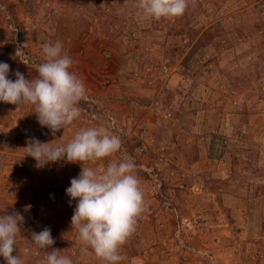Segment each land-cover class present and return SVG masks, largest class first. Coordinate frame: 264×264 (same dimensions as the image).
Listing matches in <instances>:
<instances>
[{"label": "rangeland", "instance_id": "rangeland-1", "mask_svg": "<svg viewBox=\"0 0 264 264\" xmlns=\"http://www.w3.org/2000/svg\"><path fill=\"white\" fill-rule=\"evenodd\" d=\"M135 5L0 0V62L10 66L8 79L15 81L17 71L38 78L43 45L60 42L88 97L80 117L55 135L39 124L33 105L0 102V216L18 214L21 229L32 228L26 223L44 220L33 199L40 192L53 199L60 185L65 193L70 187L64 178L78 177L82 167L131 159L147 210L121 247L119 264H219L225 257L264 264V0H189L182 16L159 21L138 17ZM162 66H181L190 89L182 91L177 74ZM98 127L121 140L111 157L38 168L25 155L32 138L66 146L78 131ZM252 128L253 136L244 135ZM66 202L76 207L68 195ZM230 205L247 211V246L240 227L222 232L227 216L219 215ZM66 210L49 218L71 221ZM73 228L61 238V254L72 264H104L84 250ZM18 235L13 254L25 264L46 261L51 247L38 249L32 234Z\"/></svg>", "mask_w": 264, "mask_h": 264}, {"label": "clouds", "instance_id": "clouds-1", "mask_svg": "<svg viewBox=\"0 0 264 264\" xmlns=\"http://www.w3.org/2000/svg\"><path fill=\"white\" fill-rule=\"evenodd\" d=\"M189 0H136L137 16L161 20L182 16ZM44 63L37 66L38 78L28 80L19 71L15 81L8 79L10 66L0 62V102L20 105L30 104L41 126L55 135L60 129L72 125L81 115V101L87 100V90L70 68L71 57L62 55L60 42L43 45ZM121 148V140L104 127L78 131L66 146L50 147L32 138L26 154L37 162L36 166L62 159L72 163L95 162L111 157ZM136 164L109 163L106 168L95 170L82 167L78 177L72 178L65 191L76 207L71 218L72 227L78 231V241L89 248L104 264H119L123 257L121 247L136 231L138 218L147 210L144 192L136 174ZM19 217V219H17ZM23 218L16 214L0 216V256L6 264H22L16 252V237L21 231ZM38 249H47L55 241L49 228L32 234ZM28 255L29 250H23ZM46 264H72V260L53 249L47 252Z\"/></svg>", "mask_w": 264, "mask_h": 264}, {"label": "crops", "instance_id": "crops-1", "mask_svg": "<svg viewBox=\"0 0 264 264\" xmlns=\"http://www.w3.org/2000/svg\"><path fill=\"white\" fill-rule=\"evenodd\" d=\"M245 133H244V135H246V136H253V134L255 133V129H253V128L251 130L249 129ZM57 163L63 164L61 161H57ZM72 165H73V163H70V162H69V164L68 163L66 164V166H72ZM72 177L73 176H68L66 179L64 178V181H65L64 184L69 183V186H70V181H71ZM64 188L65 187H61V185H60L58 190H57V193L53 199H51L47 195V192L45 190L40 192L38 194V197H33V199H35L37 201L39 200L41 202L42 207H40L39 210L41 211V213H43L44 220L43 221L41 220V221H38L37 223H32V224L27 222L26 225L31 226L32 228H30V227L22 228L21 232H20V236L30 235V234H33V232L34 233L41 232L45 227L49 228L51 231V236L53 237V239L55 241V243L51 246L50 252L53 249L59 250V248H60L59 244H61L60 243L61 238L67 239L70 236V234H75V232L73 230L74 228L72 227V224H71V221H67L66 223H64V221H56V220L52 221L49 218L52 215V213H55V211L61 210L62 212H65L66 209H67L66 210L67 211L66 212L67 217L70 218L73 216L75 206H73V205L71 206V205L67 204V202H66L67 194L64 192ZM233 192H235V194H237L236 189L232 190V193ZM61 197L65 199V202L62 203V206L60 204V200L62 199ZM226 197L231 198L233 201L235 200V198L233 196L227 195ZM54 199H55V203H54ZM57 199H58V202L56 201ZM224 214L227 216V221L226 220L224 221V224H223L224 226L222 227L223 228L222 232L224 234H227V232L229 233L234 226H237L238 228L240 227V230H238L240 232V234H245V236L247 237L246 238L247 240H245V242H241V243L245 244L246 246L249 245L250 244V241H249L250 238H248V237H250L251 229H250V226L247 225L248 223L246 221L247 220V211L245 209H237L235 207L233 208V205H230L226 210H224V212L221 211L219 216L222 218L220 219V221L224 220L223 219ZM228 215H230L233 219H235V221L233 220V223L230 221V220H232V218L229 219ZM238 223H242V224H238ZM247 242H249V243H247ZM30 243H33L32 239H31ZM236 244H238V243H236ZM62 252H63V250H62ZM59 254L62 255L61 252H59ZM13 255H15V254H13ZM212 259L214 260L215 258L212 257ZM232 260L233 259L225 257L222 260H215V262L219 263V264H222V263L223 264H233V263H235V262H232ZM22 261H23V259H22ZM34 261L37 264H46V261H44L43 259L40 261H38V260H34ZM0 264H6V261L4 260V258L2 256H0ZM23 264H25V262ZM27 264H29V262H27Z\"/></svg>", "mask_w": 264, "mask_h": 264}, {"label": "built area", "instance_id": "built-area-1", "mask_svg": "<svg viewBox=\"0 0 264 264\" xmlns=\"http://www.w3.org/2000/svg\"><path fill=\"white\" fill-rule=\"evenodd\" d=\"M172 68H168L166 66H162V71L166 74H177L178 77V83L180 85V89L182 91H186L188 89H190L191 87V80H190V76L187 75V73H185V70L180 66H176L173 67V70H171ZM228 144V142L225 140L223 142V145L226 146ZM220 239H215V244H219L220 243ZM124 264H130L129 262H125Z\"/></svg>", "mask_w": 264, "mask_h": 264}]
</instances>
